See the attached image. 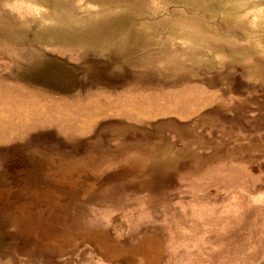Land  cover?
Returning a JSON list of instances; mask_svg holds the SVG:
<instances>
[{
  "label": "rangeland",
  "instance_id": "374dc122",
  "mask_svg": "<svg viewBox=\"0 0 264 264\" xmlns=\"http://www.w3.org/2000/svg\"><path fill=\"white\" fill-rule=\"evenodd\" d=\"M0 264H264V0H0Z\"/></svg>",
  "mask_w": 264,
  "mask_h": 264
}]
</instances>
